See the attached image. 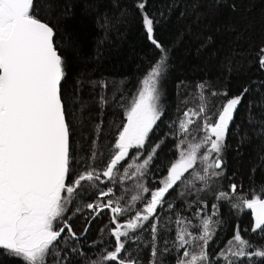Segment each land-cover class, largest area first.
I'll return each instance as SVG.
<instances>
[{
	"label": "snow or ice",
	"instance_id": "obj_1",
	"mask_svg": "<svg viewBox=\"0 0 264 264\" xmlns=\"http://www.w3.org/2000/svg\"><path fill=\"white\" fill-rule=\"evenodd\" d=\"M111 3L118 15L100 13L89 5L97 28L105 36L129 16L121 0ZM147 4L148 0H135L134 8L141 16L147 39L160 55L139 81L137 94L125 111L126 123L105 156L98 145L103 121L95 125L90 147L82 143L87 137L76 139L81 124L73 109L78 102L76 94L85 82L77 79L66 87L64 53L77 58L80 53L71 33H61L58 26L60 20L71 16L72 6L62 7L59 0H0V257L19 258L24 264H80L82 259H86V264H143L139 259L143 243L139 233L147 231L151 235L144 244V248H150L148 264H163V257L173 248L180 253L175 264H264V244L250 238L264 240V183L259 186V194L250 189V199L247 194L237 195L238 187L243 186L236 183H230L227 191L221 190L226 175V140L232 127L237 132L243 127L244 121L236 123L241 108L253 130L251 135L245 132L241 142L253 138L264 141V80L243 85L239 94L233 96L227 90L211 91L206 83L198 84L197 108H186L183 117L172 125L176 128V142L170 151H175L178 158L164 169L157 168L166 173L155 181L160 186L149 188L142 182L167 139L150 145L145 155L149 134L164 115L160 83L169 71L171 58V49L155 37L154 26L159 21L146 11ZM58 7L61 14L55 16L54 23ZM222 7L237 10L234 0H192L193 23L199 25L209 17L215 18ZM164 15L162 11L160 16ZM218 27L236 30L233 24ZM210 41L212 37L208 36L204 47ZM103 43L104 40L98 41ZM255 56L259 68L264 70V44ZM89 83L108 87L103 81ZM184 86V81L177 84L178 89ZM206 89L212 97L225 98L215 112L209 107ZM253 93V98L247 99ZM116 99L114 95L112 100ZM99 103L104 106L109 100L102 95ZM197 121L201 123L195 131L202 133L198 138L190 127ZM130 150L136 155L130 156ZM258 160L250 169L252 177L258 169L264 170V156H258ZM97 162L104 167L97 168ZM129 179L136 181V194L128 203L122 204L124 195L106 199L114 195V187L101 189V184L121 186ZM180 186L184 191L178 197H190L182 201L185 209L195 208L191 218L182 215L185 209L177 211L167 200ZM123 191L126 194L127 190ZM91 197H95L92 202L82 203V198ZM222 204L237 213L251 210L253 223L250 231L236 224L224 247L210 252V244L218 239V229L224 223L220 219ZM165 208L174 213V218L170 216L161 223V210ZM85 209L90 215L78 234L72 220ZM106 213L109 224L99 231L107 233L111 241L105 244V238L99 236L88 243L90 249L99 251L94 256L86 255L80 246L86 242L83 238L92 222ZM162 230L174 233L171 248L167 240L163 248H158ZM132 244L136 247L131 248Z\"/></svg>",
	"mask_w": 264,
	"mask_h": 264
},
{
	"label": "trees",
	"instance_id": "obj_2",
	"mask_svg": "<svg viewBox=\"0 0 264 264\" xmlns=\"http://www.w3.org/2000/svg\"><path fill=\"white\" fill-rule=\"evenodd\" d=\"M234 2L237 5L235 12L228 7H222L215 18L209 17L197 25L193 23L192 0H148L146 11L159 21L154 26L155 37L166 48L171 49L170 68L160 83V106L164 110V115L157 122L153 132L149 134V140L145 145L146 155L150 145H155L167 137L153 166H150L148 175L142 181L149 188L160 186L155 181L166 175L163 171H157V168L164 169L178 158L175 151H170L176 142L173 138L176 128L172 125L174 121L183 117V111L186 108H197L199 90L196 86L198 84L206 83L211 91L227 90L229 96H233L239 94L243 85L251 81L264 80V70L259 68L255 56V51L264 44V0H234ZM59 3L62 7L72 6L71 16L67 20H60L58 26L61 33L65 31L71 33L80 53L78 58L71 53H64L67 57L66 71L68 73L66 87L71 86L77 79L85 82V86L76 94L78 102L73 109L78 123L81 124L77 130L76 139L81 140V135L87 137L88 139L82 143L90 147L93 129L96 124L103 121L101 125L103 134L99 138L98 145L107 156V148L114 144L118 131L126 123L125 111L137 94L139 81L160 53L146 37L141 16L134 8L135 0H121V6L128 9L129 16L124 24L106 36L97 28L95 13L90 10L89 5L100 13L109 12L118 15L111 0H59ZM162 11L165 13L163 17L160 16ZM181 13L185 15L182 16ZM60 14V7H58L53 17L54 23H56L55 16ZM228 24L235 25L236 30L232 32L224 27H218ZM208 36L212 37V41L204 47ZM100 40H104V43L98 44ZM91 81H103L108 84V87L102 88L99 83L92 86L89 83ZM180 81H184L185 86L178 89L177 84ZM208 89L205 90V96L209 101L211 112H215L225 98L212 97ZM102 95L109 100V104L102 106L99 103ZM114 95L117 98L115 101L112 100ZM253 95L255 93L250 94L247 99H252ZM256 99H259V96H256ZM245 115V109L241 108L240 118L236 120V123L241 124L244 121L243 127L239 132L232 127L226 140L227 148L224 152L226 175L221 181L223 185L221 190L227 191L230 183H236L243 186L238 187L237 195L247 194V198L250 199L252 198L250 189H256V194H259V186L264 183V170L258 169L254 177L250 172V169L259 163L258 156H264V148H262L264 141L253 138L250 142H241L245 132L251 135L253 131L246 123ZM200 123L201 121H197L190 126L192 135L197 138L202 135L195 131ZM135 155L136 153L130 150V156ZM96 166L102 169L104 164L97 162ZM120 175H123V172ZM135 183L134 179H129L121 186L107 183L101 184L100 188L114 187V195L106 199H115L124 195L122 204H126L130 197L136 194ZM117 184L120 182L117 181ZM124 189L127 190L126 194ZM181 191H184L183 186L167 196L168 202H172L177 211L185 209L182 201L190 200L187 196L178 197ZM94 199L95 197L82 198V203H90ZM138 206L142 207V204ZM194 211L195 208L185 209L182 215L191 218ZM89 215V211L85 209L83 214L72 220L78 234L86 226V217ZM130 215L126 218H130ZM170 216L174 218V213L166 208L161 210V223H165ZM220 219L224 223L218 229V239L210 244V252L219 251L224 247L226 241L233 235L236 224L250 231L253 223L251 210L237 213L236 209H231L227 204H222L220 208ZM105 224H109L107 213L90 225L89 232L83 238L86 242L80 245L86 255L94 256L95 252L99 251L98 248L88 247V243L99 236L105 238V244L111 241L107 233L99 231ZM110 226L114 227V225ZM139 234L143 240L140 244L139 259L143 261V264H148L150 248H144V244L151 240V235L147 231ZM250 238L257 244H264V240L255 236ZM173 239L174 233L162 230L157 241L158 248L164 247L165 240L169 241L168 246L171 248ZM130 247L135 248L136 245L132 244ZM109 250H112L111 246ZM136 254L133 252V255ZM179 254L173 248L169 255L163 257V264H175V257ZM0 264H24V262L19 258L0 257ZM80 264H86V259H82Z\"/></svg>",
	"mask_w": 264,
	"mask_h": 264
},
{
	"label": "water",
	"instance_id": "obj_3",
	"mask_svg": "<svg viewBox=\"0 0 264 264\" xmlns=\"http://www.w3.org/2000/svg\"><path fill=\"white\" fill-rule=\"evenodd\" d=\"M262 198H264V196H263ZM252 218H253V217H252Z\"/></svg>",
	"mask_w": 264,
	"mask_h": 264
}]
</instances>
